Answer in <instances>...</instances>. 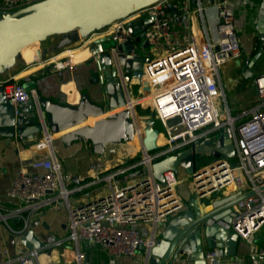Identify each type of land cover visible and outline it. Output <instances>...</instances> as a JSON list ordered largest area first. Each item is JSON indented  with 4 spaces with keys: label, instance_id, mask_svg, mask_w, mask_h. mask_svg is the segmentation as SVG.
I'll list each match as a JSON object with an SVG mask.
<instances>
[{
    "label": "built area",
    "instance_id": "1",
    "mask_svg": "<svg viewBox=\"0 0 264 264\" xmlns=\"http://www.w3.org/2000/svg\"><path fill=\"white\" fill-rule=\"evenodd\" d=\"M30 1L39 0L25 2ZM3 2L5 7L16 3L15 0ZM227 2H215L212 39L208 37L204 26L202 37L193 36L190 26L182 42H178L173 35L175 20L186 17L191 11L198 13L202 21L201 0H155L141 7H133L91 32L86 43L82 44L84 56L79 60L71 61L69 48L65 50L63 58L41 60L57 71L65 66L73 67L74 63L91 58L87 49L90 40L109 36L112 41L108 49L110 64L115 69L114 78L125 100L124 105L116 110H128L133 123L132 139H138L141 154L134 161L131 156L120 162L123 166H112L102 173L95 172L91 180L67 188L62 179L60 163L51 150V136L43 133L44 136L34 143V149L46 152V157L31 160L26 166L20 167L3 192L8 203L0 202V231L10 241L24 234L43 209L59 210L64 206L66 234L52 242L43 243L40 248L20 254L13 252L10 242H2L0 264H42L39 256H47L67 242H71L74 248L69 251L65 248L59 258L65 260L68 257L73 264H83V255L77 247L80 240L98 244L111 256H133L137 250L136 244L147 246L155 227L163 225L183 207L176 193L180 181L176 177L177 172L164 171L160 182L152 176L151 165L166 155L191 148L194 144H202L221 133H225L232 141L234 162L230 163L221 156L212 157L199 164L195 173L184 172L190 194L202 198L223 192L228 185L233 186V192L257 191L262 184L264 169V110H260L264 100L246 113L233 114L227 105L218 69L226 61L239 56L232 13ZM148 17L153 19L149 24L141 25L139 42L149 46L146 52L152 57L143 55L150 61L142 65L141 75L129 76L126 80L127 75L117 58V47L132 41L134 48L130 54H136V35L127 29V24ZM35 60H23V65H31ZM57 61L60 65H57ZM253 83L257 95L264 97V73L257 75ZM0 86L3 97L13 106L26 103L34 95L12 77L0 81ZM78 97L79 93L74 104ZM135 106L146 108L153 115L149 128L162 138L158 146L151 149L143 147L137 121L146 117H139ZM155 122L161 130L152 128ZM137 171L139 173H135ZM100 183L106 184L104 192L70 206V194ZM263 192L257 191L238 203L237 210L242 216H235L232 218L233 223L229 224L238 239L251 242L254 233L264 223ZM142 229L148 231L147 240L141 235ZM222 257L219 248L202 252V259L207 264H218ZM184 260V257L180 259L181 262Z\"/></svg>",
    "mask_w": 264,
    "mask_h": 264
},
{
    "label": "water",
    "instance_id": "2",
    "mask_svg": "<svg viewBox=\"0 0 264 264\" xmlns=\"http://www.w3.org/2000/svg\"><path fill=\"white\" fill-rule=\"evenodd\" d=\"M153 1L58 0L20 16H6L0 19V65L13 64L18 48L26 43L34 40L42 42L50 35L67 33L78 26L94 25L109 16L116 17L133 7H141ZM152 19L148 17L127 24V29L136 35L134 42L140 41L141 25L149 24ZM257 21V48L246 67L240 69L243 77L251 75L249 67L264 52V0L259 5ZM109 40V36H101L87 43L91 54L89 61L95 65L101 102L92 100L86 92H78L76 104L37 96L36 102L29 97L26 103L13 106L3 97L0 86V136L6 140L25 142L33 140L36 135L48 133L57 135L65 146L87 141L95 154H102L109 144L132 140L133 123L128 110H116L124 105L125 100L114 78L115 69L110 64L108 49L112 44ZM133 48L132 41L117 47V58L127 75L126 80L129 76L139 77L142 65L150 61L146 56L130 54ZM89 117L93 121L85 123ZM139 117H146L149 124L153 122L152 114ZM222 153L234 155L231 140L225 133L155 161L151 165L152 176L161 182L164 171L176 173L179 168L187 174H193L199 164L212 157L219 158ZM71 179L76 181L75 177ZM257 191H264V175ZM257 191H236L224 196L222 192H217L199 200L191 197L181 210L170 216L163 225L155 227L147 246L143 243L135 245L140 254L138 264H207L202 259V252L210 248L221 249L225 257L234 256L239 239L229 224L233 223L232 218L235 216H242L237 210L238 203L255 195ZM207 206L210 209L205 210ZM10 243L15 254L43 246L31 228L11 238ZM249 254L255 264H264V255L255 253L253 243L249 245ZM183 257L185 260L181 262ZM82 263L89 264L87 254L83 255Z\"/></svg>",
    "mask_w": 264,
    "mask_h": 264
},
{
    "label": "crops",
    "instance_id": "3",
    "mask_svg": "<svg viewBox=\"0 0 264 264\" xmlns=\"http://www.w3.org/2000/svg\"><path fill=\"white\" fill-rule=\"evenodd\" d=\"M25 1L26 0H15L16 3L11 7H5L3 0H0V19L6 16H18L10 15L7 12L5 13V11L9 9L19 8L18 10H20L33 7L32 10H35L42 5H48L58 0ZM217 1L218 0H201L203 7V22L201 21L199 14L194 11H191L186 17L175 20L173 27V35L175 39L178 42H182L184 37H187L189 33L188 26H190V33L197 38L202 37V27L204 26L208 37L212 39L214 37L215 26V2ZM261 1L262 0H228L227 2L232 13V25L237 37L239 56L235 59L226 61L220 66L223 79H221L220 74L219 79L224 93L229 96V108L233 114L249 112V110L257 104L262 103L264 100V97H259L257 95L253 83V80L257 75L264 73V62L257 63L254 61L249 67L252 72L249 77H243L240 74L241 67H246L257 48V18ZM90 32L86 33V27L78 26L74 30L65 33V35L53 34L48 36L39 44L38 48L36 47L37 44H33L26 47L23 51L21 49L19 51V54L21 55H16L13 64L7 66L0 65V81L11 77L16 81H29L32 84L29 90L34 93L30 98L34 102L37 101V96H39L41 98H49L50 100L62 103L67 102L69 104H74L77 100L78 92H86L92 100L101 102L102 97L95 72V65L93 62L89 61L90 59L78 61L74 63L73 67L65 66L59 71L52 69L48 64L41 62V60H46L48 58H63L67 48L71 49V52H69L71 61L79 60L84 56V53L81 50L83 49L84 51V45L82 44L86 43V39ZM261 54H264V52ZM33 58H36L33 64L28 66L23 65V60L28 62ZM260 110L263 111L264 106L261 107ZM140 116L143 115L141 114ZM247 117L248 116H246V118ZM138 130L141 134L139 128ZM43 136L44 134H39L36 135L33 140L25 142L16 139L6 140L4 137L0 136L1 203H8L3 196V192L9 186L11 178L18 172L20 167L26 166L31 160L46 157V152H39L34 149V143L40 140ZM50 136V146L55 159L57 161L62 160V162L70 160L72 161L71 164H73L74 168L76 167L79 170V173L68 171L67 169L65 170L67 177L70 178L65 181V186L67 188L83 184V182L91 180V176L95 172L102 173L109 167L124 162L132 156L127 150L128 147L125 148V145H127L129 141L114 145L109 144L105 147L102 154H95L92 152L90 144L87 141L74 142L65 146L58 139L57 135L50 134ZM141 143L146 149V145L142 141V138ZM88 145L91 154L80 152L79 155H77L76 152L80 151V148L84 147L87 150ZM221 157L226 158L230 163H233L235 156H227L225 153H222ZM64 166L67 167V164L64 163ZM28 171L30 172L31 170L28 169ZM262 175H264V169L262 170ZM72 177H75L76 181H73L71 179ZM181 182L186 183V179H184L183 175L180 177V181L177 185ZM186 185V191L183 193V196L176 191L183 204L182 206L188 204L191 197L194 198V196L190 194L188 183ZM104 191L105 187L97 188L96 185L86 186L78 192L72 193L79 194L84 192V195L69 199V204L70 206H73L99 195V193ZM233 191V186L228 185L225 190H223L222 196ZM196 199L199 200V198ZM208 209H210V206L205 207V210ZM35 220H37V223H34ZM65 225L66 210L64 206H61L59 210H53L50 208L43 209L36 215V218L32 220L30 228L41 242L46 243L63 237L66 234ZM141 235L144 240L148 239L147 230L142 229ZM5 241L7 242L8 238L0 231V251L2 242ZM252 243L255 244V253L259 254L260 252H263L264 255V223L254 233L251 242L248 243L239 239L235 255L231 257L223 256L218 264H255V262L251 260L249 254V245ZM77 247L82 255L87 254L89 264H138L140 259L138 250H136L133 256H111L101 246L87 240L78 241ZM65 248L67 250L72 249L74 248V245L71 242H67L66 245L48 253L47 257H49V260L52 259L55 264H71L72 262L68 257L65 260L59 258V256L64 253ZM186 264L190 263L187 262Z\"/></svg>",
    "mask_w": 264,
    "mask_h": 264
},
{
    "label": "rangeland",
    "instance_id": "4",
    "mask_svg": "<svg viewBox=\"0 0 264 264\" xmlns=\"http://www.w3.org/2000/svg\"><path fill=\"white\" fill-rule=\"evenodd\" d=\"M32 8L33 7H28V8H23V9H20V10H18L19 8H17V9H9V10H6L5 11V13L7 12L8 14H10V15H18V16H20V15H23V12H24V14L25 13H27V12H30L31 10H32ZM114 16H109L107 19H105V20H103V21H101V22H98V23H96V24H94V25H90V26H86V33H88V32H92V31H97L98 29H100L102 26H104L105 24H108L109 22H110V20H112V18H113ZM90 32V33H91ZM62 35H65V33H63ZM41 42H38L37 43V45H36V47L38 48V46H39V44H40ZM109 43H111L112 44V41H110L109 40ZM141 43H142V41L141 42H137V43H135V45H136V47H138V49H136V51H137V53H139V54H141V55H149V56H151L152 57V55L151 54H148L146 51H147V49L149 48V46H148V48H147V46L145 45V44H142L141 45ZM145 45V46H144ZM19 55H21V54H19ZM257 63H263L264 62V54H261V55H259V57L255 60ZM219 70V74H220V77H221V79H223V77H222V74H221V67L218 69ZM18 82H22V84L24 85V87L29 91V88H30V86L32 85L29 81H21V80H18ZM133 88V91H134V93L136 94V89H135V86H133L132 87ZM252 89V88H251ZM225 97H226V101H227V103H228V106H229V96H228V94H226L225 93ZM31 99V98H30ZM146 109V108H145ZM145 109H143L141 106H135V112H136V114L138 115V116H140L141 114L143 115V116H145V115H147V114H149V113H146V111H145ZM233 111V110H232ZM153 129H157L158 128V130H161V128H160V125L157 123V122H155V123H153V127H152ZM131 141V140H130ZM129 141V143H127V145H125V148H127L128 147V151L132 154V156H133V158L131 159L132 161H134V160H136V159H138L139 157H140V150H139V144L137 143V141L135 142V144L134 143H132V142H130ZM90 147H89V145H88V147H87V150L84 148V147H82V148H80V151H78V152H76L77 153V155H79V153L80 152H83L84 154H91L90 153ZM60 153V152H59ZM129 153V154H130ZM130 160V161H131ZM59 163H60V168H61V174H62V179H63V181L65 182L66 181V177H67V173L65 172V170L67 169L68 171H75V172H77V173H79V170L75 167L74 168V166H73V164H71L72 163V161H70V160H67L66 162H64L65 164H67V167H65L64 166V163L62 162V160H59L58 161ZM120 166H123V164L122 165H120V163H118V164H116L115 166H114V168H118V167H120ZM182 175H184V171L181 169V168H179L178 170H177V173H176V177L177 178H180V177H182ZM187 184V182L185 183H183V182H181L179 185H177V187H176V191L180 194V195H184L183 193H185V191H186V185ZM96 187L97 188H101V187H105L106 188V184H104V183H100V184H97L96 185ZM88 191V190H87ZM91 191H92V189H91ZM80 195H84V192H81V193H79V194H70L69 195V199H71V198H76V196L77 197H80ZM70 249H68V251H69ZM50 263L49 264H55L54 262H53V260L52 259H50V261H49ZM71 264H73V262L71 263Z\"/></svg>",
    "mask_w": 264,
    "mask_h": 264
},
{
    "label": "bare ground",
    "instance_id": "5",
    "mask_svg": "<svg viewBox=\"0 0 264 264\" xmlns=\"http://www.w3.org/2000/svg\"><path fill=\"white\" fill-rule=\"evenodd\" d=\"M37 43L38 42L36 40H34V41H31L29 43H26V44L20 46L18 48V53L21 49L23 51L26 47H29V46H31L33 44H37ZM57 65H60V63L58 62ZM92 121H93V118L89 117L86 119L85 123L89 124ZM137 126L141 131V138H142V141L146 145V149L154 147V146H158L162 142V138L159 135L153 134L150 131L149 123L147 122L146 118L140 119V121L137 122ZM136 141L139 144L138 139H136V138L132 139L130 142L135 143ZM39 260L42 264H49V257H47V256L41 255V256H39Z\"/></svg>",
    "mask_w": 264,
    "mask_h": 264
},
{
    "label": "trees",
    "instance_id": "6",
    "mask_svg": "<svg viewBox=\"0 0 264 264\" xmlns=\"http://www.w3.org/2000/svg\"><path fill=\"white\" fill-rule=\"evenodd\" d=\"M20 83H22V82H20ZM145 111H146V113H149V110L148 109H145Z\"/></svg>",
    "mask_w": 264,
    "mask_h": 264
}]
</instances>
